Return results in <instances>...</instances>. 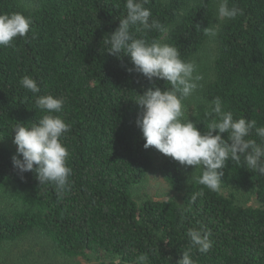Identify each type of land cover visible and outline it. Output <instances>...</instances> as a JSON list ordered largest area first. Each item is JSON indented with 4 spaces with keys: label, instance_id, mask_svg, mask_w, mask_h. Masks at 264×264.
<instances>
[{
    "label": "trees",
    "instance_id": "1",
    "mask_svg": "<svg viewBox=\"0 0 264 264\" xmlns=\"http://www.w3.org/2000/svg\"><path fill=\"white\" fill-rule=\"evenodd\" d=\"M124 4L0 0V14L22 13L33 22L26 38L0 47V249L34 236L68 258L96 264H135L140 254L148 255V264H176L191 247L188 229L204 226L214 245L206 254L191 248L196 264H264V176L229 161L224 191L212 192L187 183L184 166L172 158L144 149L134 100L151 84L126 71L128 56H112L103 44L126 15ZM232 5L244 14L221 24L211 79L186 114L201 131H207L208 102L216 96L235 119L264 125V0H229ZM145 6L168 31L138 32L137 38L176 46L184 60L202 54L209 39L204 28L216 22L215 0H149ZM25 75L37 81L36 95L20 85ZM155 84L171 87L164 80ZM49 94L64 98L58 115L71 126L61 138L73 170L62 198L32 172L21 179L11 160L14 127L38 122L44 113L36 96ZM153 172L173 196L138 202L133 192ZM197 191L204 196L193 202ZM242 195L253 205L242 203Z\"/></svg>",
    "mask_w": 264,
    "mask_h": 264
},
{
    "label": "clouds",
    "instance_id": "2",
    "mask_svg": "<svg viewBox=\"0 0 264 264\" xmlns=\"http://www.w3.org/2000/svg\"><path fill=\"white\" fill-rule=\"evenodd\" d=\"M148 3L149 0H125L126 15L119 19L115 31L103 39L108 54L130 58L132 67L126 71L143 75L151 84L142 94L136 93L134 100L140 109L135 123L142 132L144 149L154 148L185 168L191 166L193 173L199 174L192 173L187 183L201 185L212 192L221 191L229 161L264 176V125L258 126L255 119H235L219 96L208 102L207 114L211 119L207 131L199 130L188 118L186 101L203 89L204 75L195 61L181 58L178 47L137 38L138 32L168 31L167 25L152 18L151 9L145 6ZM243 14L240 7H230L229 0H215L217 22L204 28V34L216 38L222 23ZM32 23L22 13L0 14V47H14L16 38L27 37ZM155 80H164L171 87L162 89ZM20 85L33 95L40 92L37 81L30 76H23ZM35 104L44 115L36 123H17L14 127L12 142L16 152L11 158L12 165L21 179H25V173L32 172L40 186L51 185L62 198L71 190L73 174L68 165L70 153L61 142L71 126L58 115L64 110L65 100L51 94L37 95ZM203 196V191H197L191 200L195 202ZM212 235L204 226L189 228L191 247L182 252L176 264H196L191 248L208 253L214 245ZM148 260L147 254H140L135 264H148Z\"/></svg>",
    "mask_w": 264,
    "mask_h": 264
},
{
    "label": "rangeland",
    "instance_id": "3",
    "mask_svg": "<svg viewBox=\"0 0 264 264\" xmlns=\"http://www.w3.org/2000/svg\"><path fill=\"white\" fill-rule=\"evenodd\" d=\"M198 1L200 0H187L190 5ZM214 46V39L209 37L202 54L194 59L199 65L200 72L204 75L203 83L211 79L210 62ZM197 95L198 92L187 100L186 104L188 106V112L195 106V99L197 98ZM184 171L186 172L187 180L193 173L194 169L189 166L187 168L184 167ZM196 173L197 172L193 174L196 175ZM155 177L156 173L153 172V175H150L143 183L135 188L133 194L138 202L146 199H168L173 196L169 193L168 188L160 182L157 177ZM222 191L224 190L221 189V192ZM240 198L242 203H247L248 205H253L254 203L248 200L247 195H242ZM0 264H96V262L93 259H86L82 257L68 258L63 254L58 253L45 241L36 239L34 236H30L3 246L0 249Z\"/></svg>",
    "mask_w": 264,
    "mask_h": 264
}]
</instances>
